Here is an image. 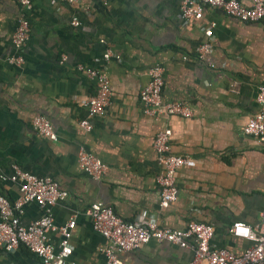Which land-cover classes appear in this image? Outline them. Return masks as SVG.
<instances>
[{
    "label": "crops",
    "instance_id": "crops-1",
    "mask_svg": "<svg viewBox=\"0 0 264 264\" xmlns=\"http://www.w3.org/2000/svg\"><path fill=\"white\" fill-rule=\"evenodd\" d=\"M20 13L16 0H0V193L9 201L18 195L17 183L8 178L14 164L50 177L67 192L51 206L54 225L71 217L75 221L65 264H104L105 241L84 213L93 201L111 206L126 221L144 211L170 228L190 220L208 223L213 227L210 245L240 253L248 241L232 236L229 225H256L264 211V142L241 133L257 111V86L264 85V19L240 21L204 7L199 19L183 22L178 0H81L75 5L31 0L28 37L15 50L9 36ZM72 17L78 26L70 24ZM210 22L213 44L198 60L194 49ZM16 54L22 57L20 66L8 62ZM78 64L109 78L110 102L102 115H87L82 101L95 85ZM154 65L164 69L162 101H185L190 117L155 120L142 113L138 92ZM36 114L49 120L54 141L31 127ZM81 119L90 121L89 131L79 127ZM163 127L171 131V153L191 159L177 170V196L167 207L158 203L160 168L151 146ZM79 146L106 164L100 179L77 166ZM41 213L36 203H26L20 222L27 225ZM47 237L58 244L56 230ZM119 258L122 264H189L192 252L150 239ZM0 264L40 262L19 245L11 251L0 247Z\"/></svg>",
    "mask_w": 264,
    "mask_h": 264
},
{
    "label": "built area",
    "instance_id": "built-area-1",
    "mask_svg": "<svg viewBox=\"0 0 264 264\" xmlns=\"http://www.w3.org/2000/svg\"><path fill=\"white\" fill-rule=\"evenodd\" d=\"M21 13L16 19L13 31L9 36L15 50L20 49L29 33V21L26 12L31 8V0H16ZM67 4H79L81 0H58ZM204 7L219 8L229 17L240 21H257L264 19V0H251L249 5H243L238 0H178V16L183 22L199 19ZM70 24L78 26L79 21L72 17ZM213 23L204 27V39L195 49L196 59L201 60L211 50ZM110 55L106 50L103 57ZM64 55H61L60 62ZM186 59V56H182ZM8 62L20 66L22 57L16 54L8 58ZM211 66V64H209ZM88 78L94 81L95 91L82 101L89 117L99 116L105 112L110 102L111 85L104 71L76 65ZM163 67L154 65L148 68L147 83L139 90L138 100L142 113L152 119L159 117L177 116L188 118L192 115L190 106L185 101H162ZM257 111L248 117L241 127V133L259 142H264V85H258L255 94ZM30 125L38 135L51 141L56 134L49 120L40 114L30 117ZM78 125L84 131L91 129L88 119H81ZM171 131L168 127L158 129L152 138V149L156 155L159 172L155 176L158 186L159 205L167 207L177 196L175 184L176 172L180 167L189 165V157L178 156L170 151ZM77 166L91 179L98 180L105 173L107 166L91 151L79 146L75 155ZM18 185V195L9 201L0 193V247L11 251L19 245L24 246L35 255L40 264H65L71 253L69 238L75 225L73 217L61 225H54L51 206L62 201L67 192L61 189L57 182L50 177L37 176L12 165V173L8 177ZM34 202L41 209V215L24 225L19 216L24 204ZM84 213L87 215L94 231L99 233L105 244L101 248L104 264H122L119 254L132 251L150 239L158 242L165 241L181 248H189L192 258L189 264H264V211L260 213L258 224L250 226L241 221H233L228 232L235 237L248 241V245L238 254L226 248L209 244L213 232L212 225L200 221H187L182 228L160 226L156 221L147 217L144 211L139 212L132 221L123 220L111 206L100 201L87 205ZM56 230L59 234L55 246L48 240V233Z\"/></svg>",
    "mask_w": 264,
    "mask_h": 264
}]
</instances>
